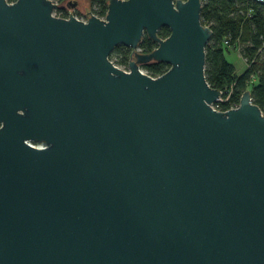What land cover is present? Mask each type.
<instances>
[{
  "label": "water",
  "instance_id": "water-1",
  "mask_svg": "<svg viewBox=\"0 0 264 264\" xmlns=\"http://www.w3.org/2000/svg\"><path fill=\"white\" fill-rule=\"evenodd\" d=\"M60 7L0 0V264H264V113L211 107L201 1Z\"/></svg>",
  "mask_w": 264,
  "mask_h": 264
},
{
  "label": "trees",
  "instance_id": "trees-1",
  "mask_svg": "<svg viewBox=\"0 0 264 264\" xmlns=\"http://www.w3.org/2000/svg\"><path fill=\"white\" fill-rule=\"evenodd\" d=\"M200 1V23L210 29V37L204 46L203 74L208 85L221 91L222 100L215 103L217 109L237 106L242 91L248 90L251 102L264 113V3L253 0ZM105 2L89 0L94 6L90 12L103 16ZM61 7L54 11L60 12ZM168 32L166 26H160L156 34L163 38ZM138 47L141 52H147L155 47V43L143 34ZM231 51L237 52L245 63L239 74L235 73L234 65L226 57ZM128 56V48L119 44L113 47L108 58L113 57L115 65H126ZM142 68L151 76H157L168 68V64L151 62Z\"/></svg>",
  "mask_w": 264,
  "mask_h": 264
},
{
  "label": "rangeland",
  "instance_id": "rangeland-1",
  "mask_svg": "<svg viewBox=\"0 0 264 264\" xmlns=\"http://www.w3.org/2000/svg\"><path fill=\"white\" fill-rule=\"evenodd\" d=\"M75 2H76L75 6H73L72 8H73V12H75L78 15L79 14L82 15L87 10L90 11V10L94 9V6L90 5L89 0H75ZM56 3L59 6H64V1L56 2ZM233 55H234L235 59L231 55H227L226 57L234 65L235 73L239 74L243 71V69L245 67V63L241 59V57L239 56V54L237 52L233 51ZM110 60L113 62L114 61L113 57H110Z\"/></svg>",
  "mask_w": 264,
  "mask_h": 264
},
{
  "label": "built area",
  "instance_id": "built-area-1",
  "mask_svg": "<svg viewBox=\"0 0 264 264\" xmlns=\"http://www.w3.org/2000/svg\"><path fill=\"white\" fill-rule=\"evenodd\" d=\"M68 13H70L72 16H74L76 19H79V20H84V14H82V15H78V14H76L75 12H73V8H67V7H64V8H62L61 9V11L60 12H55V11H53L52 12V14L54 15V16H57V17H62V18H66L67 16H68ZM63 15V16H62ZM97 17H99V18H103V16H97ZM128 50H129V53L133 50L134 52H141L140 51V49H139V47H138V45L134 48V49H130V48H128ZM111 61V60H110ZM112 62V61H111ZM113 63V62H112ZM114 64V63H113ZM115 65V64H114ZM117 67H119L120 69H122V70H127V66L126 65H116ZM138 70H140L141 72H143V73H145V74H147V75H149V76H151L150 74H148V72L144 69V68H142V67H139L138 68ZM222 99L219 97V99H218V101H221ZM217 101V102H218ZM216 103V102H215ZM215 103H213V104H211V107L212 108H214V109H217V107H216V105H215ZM230 108H233V107H230ZM218 110V109H217ZM28 144H30L31 146H34V147H37V148H40V147H42L43 145L42 144H40V143H31V142H28Z\"/></svg>",
  "mask_w": 264,
  "mask_h": 264
},
{
  "label": "crops",
  "instance_id": "crops-1",
  "mask_svg": "<svg viewBox=\"0 0 264 264\" xmlns=\"http://www.w3.org/2000/svg\"><path fill=\"white\" fill-rule=\"evenodd\" d=\"M227 55H231L234 59H235V57H234V55H233V52L231 51V52H229Z\"/></svg>",
  "mask_w": 264,
  "mask_h": 264
}]
</instances>
